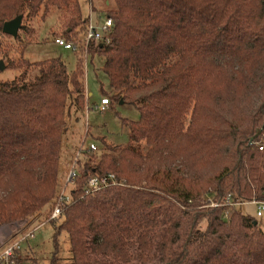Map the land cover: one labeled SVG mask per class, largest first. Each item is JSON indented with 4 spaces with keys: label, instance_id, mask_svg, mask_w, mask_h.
Listing matches in <instances>:
<instances>
[{
    "label": "trees",
    "instance_id": "trees-1",
    "mask_svg": "<svg viewBox=\"0 0 264 264\" xmlns=\"http://www.w3.org/2000/svg\"><path fill=\"white\" fill-rule=\"evenodd\" d=\"M90 1L115 27L89 55L140 119L123 120L127 146L102 139L110 154L79 161L73 201L51 220V264L63 233L66 264H264L263 218L225 206L264 202V0ZM53 8L69 13L64 39L84 35L80 0H0V31ZM24 65L39 74L0 83V227L54 201L68 102L86 107L83 61L73 72L59 58ZM110 173L125 186L86 194L92 175Z\"/></svg>",
    "mask_w": 264,
    "mask_h": 264
},
{
    "label": "rangeland",
    "instance_id": "rangeland-1",
    "mask_svg": "<svg viewBox=\"0 0 264 264\" xmlns=\"http://www.w3.org/2000/svg\"><path fill=\"white\" fill-rule=\"evenodd\" d=\"M93 1L96 6L105 8L103 5L105 0ZM80 4L84 18L89 19L91 12L96 22L106 18L105 12H100L97 7L96 10L92 9L90 0H80ZM68 14L64 10L53 8L47 16H44L43 9L36 17L24 16L22 28L25 27L26 30L23 31L21 28L17 38L0 31V62L4 64V70L0 71V83L14 81L24 73L28 78L38 75L39 71L33 67H26L25 61L33 64L59 58L65 62L69 72H73L77 68L78 60H81L85 72L86 107L84 111H77L71 100L68 102L66 131L62 139L59 165V187L54 199L55 203L53 201L30 219L2 225L3 228L11 229L7 234L1 233L0 241L5 239L4 243H7L20 233L21 235L12 244L18 245L24 239L20 242V251L22 255L28 253L30 258L36 260V264H51L55 253L54 234L61 222L51 221L52 211L59 194L61 192L70 194L74 189L75 185L70 184V178L73 170L79 172V161L85 162L91 156H95L98 161L103 154H110L111 151L103 146L102 139L106 140L108 148L127 146L130 142V130L128 126L123 125V120L136 122L140 119V112L136 107L112 100L114 93L109 78L103 71V58L98 55H86L84 47L74 53L56 45V38L65 37ZM82 36L83 34H79L69 41L83 46ZM104 98L111 100V104L101 114L96 108L101 106ZM92 144L97 148L96 151L90 149ZM237 208L245 215L256 217L258 209L256 205L246 204ZM262 224L264 226V218ZM59 246V264H66L72 257L67 233L59 237ZM3 252V244L0 243V254Z\"/></svg>",
    "mask_w": 264,
    "mask_h": 264
},
{
    "label": "built area",
    "instance_id": "built-area-1",
    "mask_svg": "<svg viewBox=\"0 0 264 264\" xmlns=\"http://www.w3.org/2000/svg\"><path fill=\"white\" fill-rule=\"evenodd\" d=\"M114 27H115V23L112 18L106 17L104 18L103 21L96 22L94 21V15L91 12L88 25L86 27L84 35L82 36L83 46L67 41L64 38H56L55 43L56 45L63 48L64 50L72 51L74 53L80 51L81 47H84L85 54L88 55L89 49L92 45L106 46L111 43V36L114 30ZM109 105H110L109 99L104 98L102 100L101 106L97 107L96 109L98 112L102 114L106 111ZM90 149L92 151L97 150V148L93 144L91 145ZM260 149L263 150L264 147H260ZM77 178H78V171L73 170V172L71 173L70 184L75 185V181ZM124 186H125V182L123 180H119L118 177L113 173H110L106 176L92 175L88 179V183L86 186V194L88 196H95L97 193L103 190L113 188V187H124ZM72 201H73V198L70 194L61 192L56 199V204L52 211L51 220L58 219L61 216V213L63 211V206L67 204H71ZM207 204L209 207H214V208L222 206L221 204L215 203L212 198L207 199ZM246 204L256 205L258 208L256 217L258 219L264 218V202H252V203H246ZM246 204H243V205H246ZM225 206L240 207L239 204H234L230 197L225 200ZM20 235L21 234L18 233L7 243H4L5 239L2 242H0L3 244V249H4V252L0 254V264H17L14 258L17 255L16 253L17 250L19 251L21 248L20 242H22L24 239L20 241L18 245L12 244V243Z\"/></svg>",
    "mask_w": 264,
    "mask_h": 264
},
{
    "label": "water",
    "instance_id": "water-1",
    "mask_svg": "<svg viewBox=\"0 0 264 264\" xmlns=\"http://www.w3.org/2000/svg\"><path fill=\"white\" fill-rule=\"evenodd\" d=\"M24 16H19L11 21H8L4 24L2 32L5 35L11 36L13 38H17L19 35V32L22 28V23H23ZM4 70V64L3 62H0V71ZM124 104L123 102H121ZM3 226L0 227L2 229Z\"/></svg>",
    "mask_w": 264,
    "mask_h": 264
},
{
    "label": "bare ground",
    "instance_id": "bare-ground-1",
    "mask_svg": "<svg viewBox=\"0 0 264 264\" xmlns=\"http://www.w3.org/2000/svg\"><path fill=\"white\" fill-rule=\"evenodd\" d=\"M11 229V228H10ZM10 229L9 228H2V229H0V236H1V233H5V234H7L9 231H10ZM3 238V237H2ZM1 240V239H0ZM1 242V241H0Z\"/></svg>",
    "mask_w": 264,
    "mask_h": 264
},
{
    "label": "crops",
    "instance_id": "crops-1",
    "mask_svg": "<svg viewBox=\"0 0 264 264\" xmlns=\"http://www.w3.org/2000/svg\"><path fill=\"white\" fill-rule=\"evenodd\" d=\"M108 4H109V2H108Z\"/></svg>",
    "mask_w": 264,
    "mask_h": 264
}]
</instances>
